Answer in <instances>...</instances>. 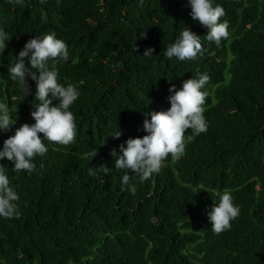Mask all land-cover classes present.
I'll use <instances>...</instances> for the list:
<instances>
[{
  "label": "trees",
  "instance_id": "1",
  "mask_svg": "<svg viewBox=\"0 0 264 264\" xmlns=\"http://www.w3.org/2000/svg\"><path fill=\"white\" fill-rule=\"evenodd\" d=\"M217 2L236 18L220 46L204 38L186 0H0V29L11 36L0 63L12 65L36 32H55L70 52L56 68L89 107L74 116L73 143L44 141L48 151L34 158L33 173L0 160L20 196L19 218H0V264H259L252 248L264 246V8L256 15L254 0ZM185 27L201 36L203 54L168 60L165 48ZM146 47L153 56L143 57ZM200 73L210 77L207 131L173 166L144 182L133 177L135 194L121 191L127 170L114 167L119 138L109 135L162 101L169 107L170 85ZM2 77L13 86L5 67ZM14 129L0 131V148ZM216 189H233L240 207L219 234L201 213Z\"/></svg>",
  "mask_w": 264,
  "mask_h": 264
},
{
  "label": "clouds",
  "instance_id": "2",
  "mask_svg": "<svg viewBox=\"0 0 264 264\" xmlns=\"http://www.w3.org/2000/svg\"><path fill=\"white\" fill-rule=\"evenodd\" d=\"M23 2L24 0H9V3L19 5ZM44 2L45 0H40V3ZM186 4L192 20L207 29L204 38L217 46L229 37L232 25H236L233 13L226 12L225 6L217 0H186ZM263 8L264 0H254L256 15ZM259 18L264 19V15ZM141 36L146 38L144 33ZM10 38L5 30L0 29V54ZM19 45L22 49L14 57L12 65L0 63V91L4 93L0 99V131H7L10 126H15L12 135L3 141L0 160L6 158L11 161L13 172L23 170L31 174L36 171L34 158L43 156L48 151L44 141L59 145L73 143L77 135L74 116L85 114L89 107L86 101L79 99L80 93L71 84L66 72L61 74L56 68L59 61L67 62L70 57L68 45L63 39L58 38L55 32L43 31L36 32L32 38ZM153 51L152 47H146L143 57L153 56ZM202 54L201 36L188 27L182 29L174 42L164 50V56L168 60L174 57L179 61L193 60ZM3 67L14 82L13 86H9L2 77ZM112 67L119 68L120 65ZM209 80L208 74L200 73L182 81L179 88L174 84L170 85L167 96L169 107L162 101L158 107L139 114L137 120L123 126L122 131L119 128V131H113L109 135L119 138L110 149L114 167L127 170L121 177V191L135 194L137 188L130 183L133 177L144 182L158 173L162 166H173L186 155L187 143L207 131L208 124L203 113L209 95L206 90ZM31 119L34 123H31ZM38 134L43 135L41 137ZM104 142L103 138L101 144ZM96 154V150L93 151L91 158ZM169 156L171 160L165 161ZM77 159L81 160L79 157ZM129 170L134 175L130 176ZM103 174H109L108 167H103ZM89 176L96 177L103 183L98 173L92 169L89 170ZM257 188H260L259 184ZM198 190L200 189H195L194 192ZM218 190H214L218 199L211 209L205 206L201 210L203 215L207 214L211 229L216 234L230 230L240 214V207L233 202L234 190L231 189L232 194ZM19 200L20 196L11 185L5 166L0 164V218L18 219ZM157 222L153 218L152 223ZM252 251L259 264H264V246L256 243Z\"/></svg>",
  "mask_w": 264,
  "mask_h": 264
}]
</instances>
